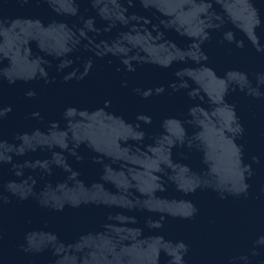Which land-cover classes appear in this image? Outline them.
I'll list each match as a JSON object with an SVG mask.
<instances>
[{
  "label": "water",
  "instance_id": "95a60500",
  "mask_svg": "<svg viewBox=\"0 0 264 264\" xmlns=\"http://www.w3.org/2000/svg\"><path fill=\"white\" fill-rule=\"evenodd\" d=\"M0 264H264V0H0Z\"/></svg>",
  "mask_w": 264,
  "mask_h": 264
}]
</instances>
